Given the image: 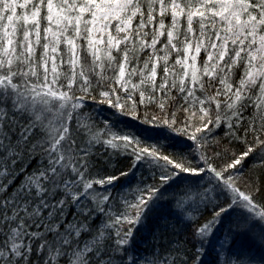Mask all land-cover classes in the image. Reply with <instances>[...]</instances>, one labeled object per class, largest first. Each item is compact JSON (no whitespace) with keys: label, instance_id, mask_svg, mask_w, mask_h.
<instances>
[{"label":"snow or ice","instance_id":"6c2138e0","mask_svg":"<svg viewBox=\"0 0 264 264\" xmlns=\"http://www.w3.org/2000/svg\"><path fill=\"white\" fill-rule=\"evenodd\" d=\"M97 145L128 168L102 176ZM249 161L264 168V0H0V264H204L210 249L257 264L240 243L264 248ZM164 206L191 234L142 255Z\"/></svg>","mask_w":264,"mask_h":264},{"label":"trees","instance_id":"16d2710c","mask_svg":"<svg viewBox=\"0 0 264 264\" xmlns=\"http://www.w3.org/2000/svg\"><path fill=\"white\" fill-rule=\"evenodd\" d=\"M173 94H176L175 91L173 92ZM181 102V98L178 97L177 107ZM92 107L95 109L101 108L102 106L99 104H93ZM172 110L175 111L176 109L173 108ZM157 111L158 109L155 105H151L147 109H145L143 106L140 108L141 113L147 112L150 115L155 114ZM178 115L180 116V119L183 120L184 114L180 112L178 113ZM247 115L248 114L246 113V117ZM103 117H108L113 121H122L120 123H117L116 127L124 131H134L139 133L140 135H147L151 132V130H149V132H144V126L130 118L113 116L112 112L107 110L106 107H104L100 118L103 119ZM223 134L224 129L222 128L217 132L215 138H221L223 137ZM242 134L243 133H241V135ZM160 143L171 145L170 147H166L164 149L166 154L187 155L191 152V149L186 146L187 141L181 142L174 138L169 140H164L161 138ZM225 144H228V141L222 140L220 147L223 148ZM93 151L96 154L93 157L95 169L99 170L102 176L117 174L119 171L126 170L130 164V161L124 159L122 155H117L110 149L105 152L103 145H97L93 149ZM232 151H235L236 154H239L241 151H243V145L239 143L230 145L229 152L231 153ZM101 153H103V155ZM223 162L224 161L219 159L216 160L217 164H222ZM193 163H196V161H193ZM147 175L148 174L145 173V177ZM243 176L245 180H242L241 184H250L253 190L259 188L260 191L256 194V199L258 201L264 202V168L259 167V165L254 163L253 161H249L243 170ZM140 178V172L138 171L135 177H129L127 178V180L122 179L120 183H127V181H131V186L134 187L136 186ZM165 216L168 217L167 227H165L164 221L162 220V217ZM191 231L192 229L190 226H186L184 223L177 222L175 216L170 214V209L167 206L158 208L148 214V218L145 220L140 230L136 233L135 240L137 251L140 254L147 256L148 253L151 252L153 245L161 236L171 239L179 238L183 240L184 238L190 236ZM240 243L245 247L251 248L253 258L257 262V264H264V248L250 245L249 242L244 240L243 238L241 239ZM237 246L239 247V245ZM215 259L216 254L210 249L209 254L204 258V264H215Z\"/></svg>","mask_w":264,"mask_h":264}]
</instances>
